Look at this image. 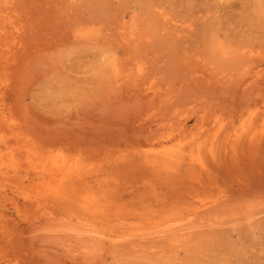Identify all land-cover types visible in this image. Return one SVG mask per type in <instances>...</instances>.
<instances>
[{
    "label": "rangeland",
    "instance_id": "rangeland-1",
    "mask_svg": "<svg viewBox=\"0 0 264 264\" xmlns=\"http://www.w3.org/2000/svg\"><path fill=\"white\" fill-rule=\"evenodd\" d=\"M245 82L264 101V0H0V264H264V152L242 156L231 122L255 113L232 118ZM158 123H186L166 143L193 154L221 127L247 160L218 184L193 174L183 197L131 160ZM184 198L203 226L164 241Z\"/></svg>",
    "mask_w": 264,
    "mask_h": 264
},
{
    "label": "bare ground",
    "instance_id": "bare-ground-1",
    "mask_svg": "<svg viewBox=\"0 0 264 264\" xmlns=\"http://www.w3.org/2000/svg\"><path fill=\"white\" fill-rule=\"evenodd\" d=\"M3 34H5V33H3ZM136 40H137V38L136 39L127 38L125 46H127L128 52H130L131 49H132L133 52L137 53L136 52V50H137L136 49V46H137L136 44L137 43L136 42H135L136 44L133 43ZM139 49H140V46L138 45V50ZM238 55L236 56L237 58H239ZM237 60L239 61L241 59H237ZM244 60H246V57L244 58ZM242 62H241L242 64H245L244 62H246V61H242ZM238 64H240V61H239ZM243 84L245 86V88L243 89V100L240 101L237 105L235 103H233L234 105H236V107L232 111V118H235V116L236 117L241 116L246 111L247 107H250L251 105L254 106L255 113L253 114V117L250 116L249 124H246V125H243L242 127H240L239 131L241 133H239L237 127H234V121L235 120L231 119V122H232L233 128H234L233 132H235L237 134V136L240 137L242 134H247L248 135V138L245 141V144L243 143V145H245V147L247 145V154L243 151L242 156H246V157L251 158L253 161H257L258 158L264 152V133L262 135H257V134L251 135V131L254 129L253 127L257 123V121L254 118V116H256L259 112H261L262 113L261 115L264 116V101L256 99V96L258 94L254 95V96H251L252 93H254L256 88L258 87L256 84H254V82L253 83H249V82L246 83L245 82ZM261 94L264 96L263 93H261ZM259 96H261V95H259ZM158 126L159 127H158L157 130H148L147 132H145V141L148 142V143H152L153 146L154 145L158 146V147H156L153 150V154L152 155L148 154V155H146V156H144L142 158H139L138 160L135 159V158H133L131 160H132L133 163L137 161L138 162L137 166H144V167H146L145 169H149L151 171L158 172V173L164 172V173L168 174L167 179H165V180L164 179L163 180L158 179L160 181L159 185H167V186H174L175 187L176 185L179 184L180 187H182V189L184 191L183 192V194H184L183 197L190 196L192 194V191H193L192 189L194 188V186L192 185V183H190L189 178H191L190 176H192L193 174L198 173V174L202 175L204 172H207L209 177H210L211 184H218V182H216V177L214 175L215 172L223 170L228 175L233 174V169L240 168V166H239L240 162L243 163V162H245L247 160V159H245V160L236 161L238 159V158H236V155L238 154L237 150H238V148L240 146V143H238V141H234V143L229 144L228 143L229 142L228 141L229 135H224V133L222 131L223 128H221V127L218 128L214 132L213 136L210 138V142H209V145H208V152L206 154H201V151L199 149L200 147L198 148L196 154H193V150H191L190 152H185L184 151V144L182 145V144H175V143H173V144H167L166 143L167 141L171 142L172 140L177 138V137H175L176 135L174 136V134H173L174 131H179V134H178L179 138L176 139V140L181 141L180 136H182V135L185 136V134L189 133V131L187 130L186 123H180L177 126H172V128L170 129L171 132L169 131L167 136L165 135V133L161 132L163 129H161L160 127H162L164 125L158 123ZM261 126L263 127V124ZM262 127L260 129L263 130L264 128H262ZM262 132H264V131H262ZM165 137H171V138H169V140H164ZM239 137H237V138H239ZM243 145L241 147H243ZM152 184L155 185L154 183H152ZM75 192L76 191L74 190L73 195H76ZM48 197L49 198L51 197V198L58 199V198H60V194L58 195L56 188H54V187L51 188L50 187V189H48V190L43 192L42 198L40 197L39 200H40V202L46 201L48 199ZM184 200H185V202L183 203L182 210H186L189 213L188 217L187 216L186 217H181V216H179V214H175V213H178L175 210L174 213L171 215L172 221L174 220L173 224H172V226L168 227L169 228V229H167L168 230V233H167L168 237H166V240L164 239V241L168 240L170 242H178L180 240H185V239L187 240L188 236H190L189 234L195 228L201 226L200 224L203 223V221H201V220H202V217L204 216V213H203L204 210L202 212L203 214L201 213L200 208H199V210H200L199 213L196 212V210H191V204L189 203V198H184ZM212 209H214V208H212ZM213 213H215V211ZM213 213H210V214H213ZM261 213H262V211H261ZM257 214H259V212ZM199 216H201V217H199ZM197 217L201 218L200 221L202 222L199 225L197 224L198 226L196 225V221L198 220ZM217 218L219 219V217H217ZM186 219H188V221H189V223L186 222L187 224H185ZM157 222L158 221H154L153 224H155ZM213 223H215V222H213ZM206 224H208V222ZM202 226H203V224H202ZM208 226L210 227V225H208ZM214 226H215V224H214ZM162 227H161V229H162ZM161 229H160V231H156L155 230L154 232L145 231V233H143L141 237H140L141 233L136 235V236H139L140 239L141 238L142 239H146V240L149 239V241H150V238L154 235L153 237L155 239L162 240L161 238L165 237V233L167 232V230L166 231L164 230L165 232L163 234L162 233L163 231H161ZM159 240H158V243H159ZM155 241H157V240H155ZM151 243H153V242H151ZM155 243H157V242H155ZM167 243H165V244L167 245Z\"/></svg>",
    "mask_w": 264,
    "mask_h": 264
}]
</instances>
